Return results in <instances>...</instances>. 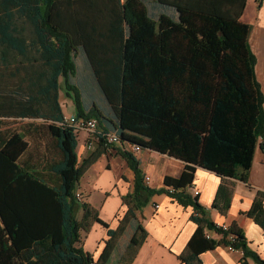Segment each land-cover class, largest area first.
<instances>
[{
    "label": "trees",
    "instance_id": "16d2710c",
    "mask_svg": "<svg viewBox=\"0 0 264 264\" xmlns=\"http://www.w3.org/2000/svg\"><path fill=\"white\" fill-rule=\"evenodd\" d=\"M142 2L0 0V121L45 128L59 153L48 175L23 167L28 136L0 130V264H130L145 235L135 210L159 194L192 208L197 228L179 256L182 264H202L200 255L221 245L241 252V264H264L239 227L215 225L186 192L198 168L213 172L221 184L211 208L225 215L231 192L224 182L247 180L264 135L251 27L240 21L246 0H158L177 15L156 19ZM255 2L259 7L262 0ZM61 93L72 102L73 116L97 123L96 150L80 162ZM112 133L147 139V149L181 161L183 170L153 190L135 156L120 151L134 174L125 197L131 207L94 260L78 233L95 215L76 193ZM254 221L264 232L262 206ZM127 226L133 234L124 257L118 237Z\"/></svg>",
    "mask_w": 264,
    "mask_h": 264
},
{
    "label": "crops",
    "instance_id": "0c3cea01",
    "mask_svg": "<svg viewBox=\"0 0 264 264\" xmlns=\"http://www.w3.org/2000/svg\"><path fill=\"white\" fill-rule=\"evenodd\" d=\"M142 1L147 13H151L153 19L159 18L163 14L177 15L173 8L159 6L158 0ZM250 4L253 5L254 11L252 15L246 17ZM240 21L251 27L248 41L251 52L257 60L255 77L264 94V0L259 7L255 0H246ZM78 59L80 62L84 60L82 56ZM59 103L63 116L74 115V106L69 99L64 101L66 109L62 106L60 99ZM26 130L33 135V139L30 141L26 137L27 151L21 156L19 163L23 167L39 168L42 174L48 175L47 170L59 161V153L45 128L28 126ZM42 134H45V139H42ZM120 136L126 142L139 144L142 147L139 153L132 155L135 156L139 168L143 172L144 184L150 189H161L165 177L177 178L182 173L183 163L181 161L147 149L149 142L147 139L132 133H122ZM94 140L86 134L82 140H79L78 137L77 151L84 149L85 146L87 148L81 160L96 150L97 146ZM120 151L123 149L119 145H109L97 161L88 168L79 182V184L83 182L87 172H94L93 177L83 182L81 189L85 197L78 192L80 185L77 187V193L83 197L82 203L88 205L90 211L95 215V218L82 227L78 233L83 251L89 253L94 260L98 259L104 249V241L107 240L106 234L117 228L119 220L123 219L131 207L125 201V197L133 191L134 174L123 160ZM145 178L149 179L148 182H145ZM220 184L221 180L213 172L198 168L194 174L192 186L186 192L192 198L196 197L199 207L206 211L207 218L215 225L225 227L234 223L239 227L245 236L248 248L264 261V232L259 225L254 223V214L257 208L262 206L264 209V148L262 144L258 143L256 146L247 180L226 179L224 182L231 192V203L225 215H221L211 208ZM86 191L100 195L97 207L87 200ZM194 191L198 192L197 196H193ZM82 214V211L77 213L80 218H82ZM135 214L136 221L145 235L130 264H182L179 256L186 250L187 244L197 228L191 221L192 208H183L167 195L159 194L152 196L149 203L140 211L135 210ZM126 231L127 229L125 235ZM129 232L130 234L120 250L124 257L130 254V251L125 250L133 234L132 229ZM210 235L216 239L214 234ZM200 260L202 264H241V252L231 251L221 245L214 250L202 253ZM116 261L117 256L113 253L112 262ZM248 264L253 263L248 261Z\"/></svg>",
    "mask_w": 264,
    "mask_h": 264
},
{
    "label": "rangeland",
    "instance_id": "374dc122",
    "mask_svg": "<svg viewBox=\"0 0 264 264\" xmlns=\"http://www.w3.org/2000/svg\"><path fill=\"white\" fill-rule=\"evenodd\" d=\"M252 6L253 5H251V4L248 6L246 17H249L250 15L253 14L254 9ZM60 96H61L60 100H61L62 106H64V109H66V106L64 104V101L66 100V98L63 96L62 93L60 94ZM0 122H1L0 123V130L1 131H4V130L7 132H13L14 130H15V132L22 131L28 136V138H30V140L33 139L32 134H30V132H27V130H26L27 125L29 123H31L30 121H28V120L15 121V120L4 119V120H1ZM40 123H43V122L42 121H33L32 124H40ZM84 135L85 134L83 132L79 133L78 134L79 140H82ZM92 138L93 137H90V139H92ZM83 146H85V145H83ZM86 150H87L86 146L84 147V149H78L77 153H78L79 161H81V158L85 155ZM93 176H94V172H92V173L90 171L87 172V174L84 176L83 182L87 181V179H89L90 177H93ZM83 182L79 184L80 189L83 187ZM80 189L78 190V192L84 196V194H83L84 192H82L83 190L82 189L80 190ZM86 192L88 195L87 200H89L90 203H93V205H96V207H97V205L99 203V198H101L100 195L98 193H91V191H89V193H88V191H86ZM77 216H78L77 220L80 221V216L79 215H77ZM126 229H127L126 235L124 234V235H121L120 237H118V244L120 246V249L118 250L119 252L121 250V247L124 245V242H126V239L128 238V234H130V232H129L130 229L128 226ZM82 238H83V235H82ZM118 251H117V253H118Z\"/></svg>",
    "mask_w": 264,
    "mask_h": 264
},
{
    "label": "built area",
    "instance_id": "2783aa9c",
    "mask_svg": "<svg viewBox=\"0 0 264 264\" xmlns=\"http://www.w3.org/2000/svg\"><path fill=\"white\" fill-rule=\"evenodd\" d=\"M64 123L75 130V132L77 133V137L79 133L83 132L89 137H93L92 139H94L95 138L94 136L97 133V128H96L97 123L93 119H77L75 116L72 115V116H65ZM106 139H107L106 141L107 145H119L120 147H122L123 151L130 154H135L137 152L139 153L142 150V147L139 146V144L126 142L121 136L117 134H113V133L109 135L107 134ZM258 143H261L264 148L263 138H259ZM148 180H149L148 178H145V182H148ZM197 195L198 192L194 191L193 196H197ZM76 199L79 203L83 202V197L78 193H76Z\"/></svg>",
    "mask_w": 264,
    "mask_h": 264
}]
</instances>
